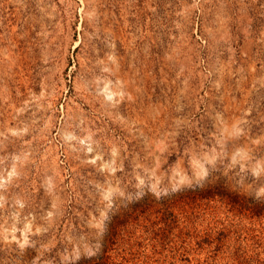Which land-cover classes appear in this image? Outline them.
<instances>
[{"label": "rangeland", "instance_id": "rangeland-1", "mask_svg": "<svg viewBox=\"0 0 264 264\" xmlns=\"http://www.w3.org/2000/svg\"><path fill=\"white\" fill-rule=\"evenodd\" d=\"M0 264H264V0H0Z\"/></svg>", "mask_w": 264, "mask_h": 264}, {"label": "bare ground", "instance_id": "bare-ground-1", "mask_svg": "<svg viewBox=\"0 0 264 264\" xmlns=\"http://www.w3.org/2000/svg\"><path fill=\"white\" fill-rule=\"evenodd\" d=\"M111 92L108 90V94H110Z\"/></svg>", "mask_w": 264, "mask_h": 264}]
</instances>
